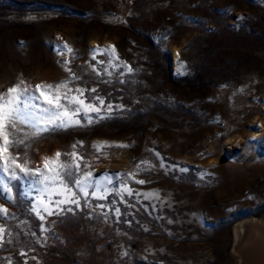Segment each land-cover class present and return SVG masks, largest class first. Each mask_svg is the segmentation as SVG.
<instances>
[{
    "label": "rangeland",
    "instance_id": "obj_1",
    "mask_svg": "<svg viewBox=\"0 0 264 264\" xmlns=\"http://www.w3.org/2000/svg\"><path fill=\"white\" fill-rule=\"evenodd\" d=\"M61 81L105 104L30 137L27 164L76 151L92 187L59 211L0 173V264H264V0H0V92Z\"/></svg>",
    "mask_w": 264,
    "mask_h": 264
},
{
    "label": "snow or ice",
    "instance_id": "obj_2",
    "mask_svg": "<svg viewBox=\"0 0 264 264\" xmlns=\"http://www.w3.org/2000/svg\"><path fill=\"white\" fill-rule=\"evenodd\" d=\"M68 53H72L73 49L65 45ZM112 53L115 54V46H110ZM118 59V56L116 57ZM66 71L71 73L70 68H66ZM129 71L131 69L129 68ZM72 79H79L74 73L71 75ZM70 81H61L56 85L52 84H37L35 91L29 93L26 88H21L19 84L7 88L5 92H0V173H7L9 178L14 181H20L30 176L42 177V182L45 187L48 188L49 196L52 193H58L63 196L62 199L51 201L50 204H55L59 211H72V209L60 208L61 205L76 204L79 205V200L76 199V192L69 187L70 184L75 185L79 192L86 198L89 196L88 189L92 185L88 182L92 177L91 173H86L83 178L79 176L80 164L79 160L83 159L76 151L71 153L62 154L60 151L55 153V157L43 158V169L40 168L31 169L28 167L27 150L31 147L26 143L32 136H37L43 132H48L57 128H67L73 125L80 124V119L77 117L81 111L87 116L88 113H96L99 115L101 107L104 106L105 101L103 98L97 96L94 99L99 100V105L96 106L91 102H87L86 99L79 98L83 96L84 89L77 88L75 93L68 96L67 93L61 92V89L68 88ZM21 84L24 81L20 82ZM71 88H68V92H72ZM92 92H96L95 88L91 89ZM39 93L37 96L36 93ZM42 98V102H41ZM62 100H66L67 104H76V108L71 109ZM48 105V107H45ZM108 110L112 108L111 104L107 105ZM103 119L104 117H100ZM90 122V120H89ZM24 126V127H21ZM25 128L34 129L32 132L25 131ZM23 133L22 137L19 135ZM81 143L82 142H78ZM23 146V156L19 154ZM73 149L76 148L74 144ZM100 147V146H98ZM16 149L17 153L13 154L12 150ZM62 155H70L73 158L75 164V173L71 171L72 164H68L61 161ZM19 170V174L17 173ZM138 183H145L144 180L138 181ZM7 191H11L10 188L5 186ZM43 191V190H42ZM129 195L131 190L125 189ZM103 198V197H101ZM43 207V211L48 215L58 214L43 201L40 202ZM103 207V205H101ZM41 220L44 219L40 214L39 208L33 209ZM8 209L0 205V214H7ZM119 215V210H116ZM3 228H0V240H2Z\"/></svg>",
    "mask_w": 264,
    "mask_h": 264
},
{
    "label": "bare ground",
    "instance_id": "obj_3",
    "mask_svg": "<svg viewBox=\"0 0 264 264\" xmlns=\"http://www.w3.org/2000/svg\"><path fill=\"white\" fill-rule=\"evenodd\" d=\"M245 227H247V222H240L236 225L234 232H235V242L238 247L243 241V232L245 230Z\"/></svg>",
    "mask_w": 264,
    "mask_h": 264
}]
</instances>
